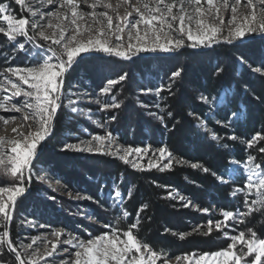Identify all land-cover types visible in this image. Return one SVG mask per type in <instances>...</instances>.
<instances>
[{
	"label": "trees",
	"instance_id": "16d2710c",
	"mask_svg": "<svg viewBox=\"0 0 264 264\" xmlns=\"http://www.w3.org/2000/svg\"><path fill=\"white\" fill-rule=\"evenodd\" d=\"M0 2L8 3L9 0ZM11 7L18 18H23L13 0ZM259 35L260 38L241 45H216L204 52L183 50L173 56H150L130 61L107 59L114 62L111 73L115 78L127 74L121 83L127 88L104 97L106 101H112L113 97L115 102L123 101L121 108L109 110L105 114L110 119L115 117L112 130L132 147L140 146L141 140L155 149L166 147L173 161L168 169H150L137 173L119 161L101 160L87 169L89 173L84 174L85 179L83 173L75 171L73 179H77V182L73 185L90 192L104 206L105 209L98 216L102 217L100 219L105 225L126 229L128 224L136 222L138 211L146 204L147 208L139 212L136 234L140 240L149 243L162 254L175 257L211 253L226 244L227 241L221 238V232H206L209 229L208 221L222 220V210H245L243 194L236 197L231 195L234 188L243 187V178L238 175L227 183H221L211 171L227 179L229 160L244 162L249 155H253L257 157L256 162H264V153L259 151L264 147V141L258 138L252 140L258 133L264 135V75L252 70L259 67L264 71V35ZM27 53L24 55L19 52L15 45L0 34V70L8 65L13 66L9 60L34 63L33 58L28 60L29 55L33 57L31 52ZM90 67L93 64L87 60L74 65L66 77L65 89L72 84H82V81L101 84L104 79L96 75V72L93 74ZM189 69L192 71L189 72ZM177 70H181V76L173 80L171 74ZM134 77L139 81L135 89L137 91L144 88L163 90L158 97L150 94L140 96L134 92ZM127 81H132V84L126 85ZM224 88L230 89L226 107L212 108L199 99L201 95L209 98L216 96ZM137 100L150 109L144 112L136 108ZM135 108L140 113H136L137 119L129 123L127 120L131 119V113L136 112ZM147 111L150 114L159 113L163 119L155 120L146 115ZM66 112L60 109L55 121V132L48 142L58 138ZM233 112L241 114L239 119H229ZM201 120H204L207 130L199 126ZM218 120L224 124H218ZM213 133L218 139L211 138ZM231 136L236 139H230ZM249 141H252L251 147ZM54 157L51 150L46 148L37 163L50 164ZM193 163L200 167L193 168ZM205 167L210 172H204ZM3 179L0 177V181ZM114 184L118 185L124 195L121 212L127 210L130 213L125 220L120 219L119 223L113 220L120 209H109L106 200V194L112 191ZM171 191L178 192L184 201L194 203L198 209L207 208L210 214L203 215L198 210L184 207L183 202L169 197ZM63 209V206L56 208L55 204L46 202L43 191L35 185L30 193L18 201L14 213L25 216L37 214L43 221L47 217L46 213H50L56 220L49 219L48 222L60 221L62 217L63 221L72 225L68 210ZM15 222L11 225V236L16 243L19 228ZM248 228L264 236V212H253L237 229L246 231ZM165 229L173 230L175 235L165 233ZM3 259L5 264H16L14 255L8 252H4Z\"/></svg>",
	"mask_w": 264,
	"mask_h": 264
},
{
	"label": "snow or ice",
	"instance_id": "6c2138e0",
	"mask_svg": "<svg viewBox=\"0 0 264 264\" xmlns=\"http://www.w3.org/2000/svg\"><path fill=\"white\" fill-rule=\"evenodd\" d=\"M14 3L30 12L33 17L36 16V11L26 0H14ZM47 3L51 5L53 0H47ZM187 3L191 7V11L184 7L185 0H180L178 14L173 11L176 8L175 0L170 3L166 0H155V6L144 3V11L139 7L135 9L138 18L134 20L129 19L131 13L117 17L114 21L113 16L108 15L107 12L96 13L93 11L88 15L93 18V25L96 27L89 25L84 32H81L77 20L83 19V13L77 11L79 7L77 0H61L60 7L70 12V23L75 26V30L72 35L68 36L66 35L67 29L57 25L60 28L59 36L53 39L44 31H36L38 27H41L39 21L18 18L11 7V0L8 3L0 2V34L7 37L9 41L17 43L20 50H24L26 45L20 43L18 37H24L26 42L35 45L36 55L41 56V59L33 66L8 67L4 72H0V77L3 78L0 80V109L13 113L27 110L28 115L25 116V119L33 120L36 125L35 131H30L21 140L7 142L11 145L10 148H5L6 142L0 140V170L10 174L18 182L12 187L0 186V219L4 221L3 230L0 231V253L6 246L14 254L16 264H41V261L43 264H50V260L55 259V253L61 242L60 238L63 236L62 231L52 233L56 237V242L51 243V250H47L46 245V252L41 256L33 248L37 238H33L31 243L20 242L17 245L11 239L9 224L12 220L11 213L18 203V198L29 191L33 182L34 166L43 151L45 141L51 135L50 129L57 112L62 106H65L63 104L65 79L73 70L74 65L84 59L82 54L96 52L131 60L141 53L174 52L184 47L186 41L190 42L188 46L192 48H209L221 41L231 44L233 41L243 40L246 36L257 32L264 35V7L258 13L255 10L256 5L253 0H248L249 6L253 9L250 16H245L242 20L238 21L235 14L236 8H232L233 15L229 24L233 27L229 28L226 34L223 28L224 21L219 16L220 10L216 7L214 0H206L207 8L201 5V0H187ZM238 3L239 0H237ZM259 4L264 6V0H259ZM223 6L227 8V0H224ZM91 7L95 9L97 4L94 3ZM50 15L59 18V13H50ZM208 16H215L220 20V24L214 25L207 22ZM43 19L44 17L41 16L40 20ZM65 19H67V13H65ZM48 27H52L51 22H49ZM29 28L32 34L29 32ZM126 29H128L127 35L130 41L127 45L122 40ZM133 30H135L134 33ZM91 31L98 34L95 37L86 36V33ZM113 37L115 42L112 40ZM133 38L135 43L131 42ZM50 39L52 45L59 46V48L51 45L46 47L45 44L39 42H48ZM41 49H43L42 55ZM252 70L261 71L259 67ZM179 76H181V70L171 74L173 80ZM126 77L127 74H123L119 76L118 80L109 79L107 86L103 87L101 92L108 94L113 85L125 80ZM162 90L157 89V94L159 95ZM168 90L171 91L170 86ZM141 91H152V89H141ZM229 92L230 89L224 88L216 96L209 98L207 95H201L199 99L212 108L226 107ZM20 97H23L22 101L18 99ZM96 102L101 103L99 100ZM76 103V100L69 98L66 107L71 112L78 113L81 110L74 106ZM119 107L120 104L115 102V97H113V103L103 104L104 110ZM168 115L171 116L172 113L169 112ZM240 115L239 112H233L229 119H239ZM159 118L163 119V117ZM0 119H15V116H0ZM112 119L114 120L115 117L113 116ZM217 123L224 124L223 121L219 120ZM199 126L207 130L204 120L200 121ZM211 138L213 140L218 139L215 133L212 134ZM257 138L264 141V135L258 133L252 140ZM230 139L235 140L236 137L231 136ZM115 143L112 134L108 132L103 136L94 135L83 146L66 144L62 151L75 150L119 156V159L125 163H131L129 156H141L148 151L139 147L121 149L117 146L114 149ZM248 144L251 147L252 141H249ZM157 151L161 158H164L166 153L169 157L171 156L166 147H160ZM259 151L264 153V147H261ZM256 161L257 157L253 155H249L244 162L235 159L229 160V167L226 169L228 179H225L223 175H218L215 171H211L214 177H217L222 183H227L229 179L234 178L243 169L244 185L234 188L231 195L236 197L238 194H243V208L245 210L239 208L235 212L222 210L223 220L216 221L215 227L218 231L224 232L225 237L230 239L231 243L227 247L211 253L185 255L183 259L187 260L188 264H264V236L258 235L251 228L231 236L224 231L229 227L230 221L244 223L245 219L253 212H264V162L258 163ZM132 166L134 168L141 167L138 163H133ZM151 166L155 167L156 165ZM191 166L193 168L200 167L197 163H193ZM164 167H168V165L166 164ZM203 171L207 173L210 172V169L205 167ZM36 178L43 179V177ZM128 196L131 197V192L128 193ZM51 198L55 199V197ZM78 198L92 199L90 196ZM123 198L118 185L114 184L113 190L110 192V199L119 206L122 204ZM179 198L180 200L184 199L183 196ZM144 208H147L146 204L138 211L136 222L128 224L126 229L122 230L112 225H105L109 231L92 239L80 240L77 243H73L75 237L63 240L64 244L71 245L76 249L75 258L71 264H158L161 252L149 243L140 240L136 234L139 227V212L143 211ZM203 211L208 212L209 210L205 208ZM122 215L127 218L130 213L124 210ZM119 222L117 219V223ZM208 224V232L210 233L213 221L209 220ZM28 250L32 251L29 252ZM177 259L180 258L177 257ZM0 264H4V262L0 261Z\"/></svg>",
	"mask_w": 264,
	"mask_h": 264
},
{
	"label": "rangeland",
	"instance_id": "374dc122",
	"mask_svg": "<svg viewBox=\"0 0 264 264\" xmlns=\"http://www.w3.org/2000/svg\"><path fill=\"white\" fill-rule=\"evenodd\" d=\"M26 2L30 4V6L33 8L34 11H36L35 17H33L32 14L28 12L27 10L22 9L18 5L16 6L18 7V10L20 14L23 16V18H28L29 21H39L40 22L41 27H38L36 29L37 32L44 31L46 35L55 39V38H58L59 32H60V28L57 27V25H61L67 29L66 35L70 36L73 34L75 30V26L71 25L70 23L71 14L68 10L60 7L61 0H53V3L51 5L47 3V0H26ZM166 2L170 3V2H173V0H166ZM175 2H176V8H174L173 11L177 12L178 14V10L180 7V0H175ZM77 3L79 5L77 11L80 13H83V19L77 20V23L80 25L81 32H84L85 29L89 25L96 27V25H93V18L90 15H88L89 13L93 11H95L96 13L107 12L108 15L113 16L114 21L116 20L117 17L125 16L128 13H131V16H129V19L134 20L138 18L137 13L135 11L137 7L141 8V10L144 11V8H143L144 3H150L151 6H155V0H99V2H97V0H77ZM94 3L97 4V7L95 9L91 7V5ZM214 3L216 7L219 8L220 10L219 16L224 21L223 28H224L225 34L229 30V28L233 27V25L229 24V21L231 20V17L233 15V12H232L233 7L236 8L235 14L237 15L238 21L242 20L245 16H250L251 11L253 10L252 7L249 6L248 4V0H239L238 4H237V0H227V4H228L227 8L223 6L224 0H214ZM253 3L256 5L255 10L258 13L260 9L264 7L259 4V0H253ZM201 5L204 8L208 7L206 0H201ZM184 7L188 11H191V7L188 5L187 0H185ZM213 12H215V9H213ZM50 13H59V18L50 15ZM65 13H67V19H65ZM41 16L44 17L43 20H40ZM49 22H51L52 27H48ZM207 22L214 24V25L220 24V20L215 18V16H208ZM29 32L30 34H32V31L30 28H29ZM134 32L135 30H133V33ZM141 32H142V27H141ZM127 33H128V29L125 30V33L123 34V37H122L123 43L125 45H127L130 42L128 39ZM97 34L98 33H96L95 31H91V32H87L86 36L95 37ZM259 34L260 33L257 32L255 34L248 35L243 40L249 39L251 37L260 36ZM5 38L7 39V37ZM112 40L113 42H115L114 37L112 38ZM7 41L15 45L18 51L24 55H28L27 52H31L33 57L29 55L28 60L33 58L34 63H30L29 61H26V62L20 61L19 63L18 61L9 60L10 63H13V66L8 65L6 68L8 67L23 68L27 66H33L41 59V56L36 55L37 49L35 45L31 42H26L24 37H18V41L20 43H25L26 45L24 50H20L18 48L17 43L9 41L8 39ZM237 41H240V40H237ZM237 41H233V42H237ZM39 42L45 44L46 47L51 45L52 47L59 48V46L52 45L51 39L48 42H44V41H39ZM131 42L135 43L136 41L133 38ZM221 42H224V41H221ZM189 43L190 42L186 41L185 46L180 48L182 49L181 51L190 50L188 48ZM216 45H226V44H215L212 47ZM228 46H232V45H228ZM212 47H209L208 49ZM180 49L174 52H170V53H173V55H176L179 52H181L179 51ZM200 49H205V48L201 47ZM40 52L42 55L43 49H41ZM194 52H197V51H194ZM91 53H96V52H91ZM156 53L168 54V53H163V52H156ZM97 54H100V56H89V57L84 58L83 60L89 61L91 65L93 64V67H90V69H92L91 71H94L93 74L96 72V75H101L104 80L102 81L101 84H96V85L90 84L87 81H84V82L82 81V84L78 83L81 85L72 84L71 86L69 85L68 89L66 90L65 89L66 79H65V82L63 85V91H64L63 104L65 106H62L61 109L67 110L68 113L66 112V116L62 118L63 119L62 124H61L62 129L58 135V138L57 139L53 138L51 141L48 142L50 137L55 132V121L58 116L57 114L55 121H54V125H53V131L51 135L45 141L43 151L41 152L39 156L40 158L41 155L44 153L45 149L47 148L51 150V154H53L55 157L52 158L53 160L50 162V164H45V163L35 164L33 182L31 183L29 187V191L25 193L26 195L30 193L31 189L35 188V185L36 187L39 186L41 190L43 191L44 200L46 202L53 203V205L55 204L56 208H58V206L60 207L63 206L65 210H68L67 211L68 216H70L69 218H72L71 221L73 224L71 225V224H68L66 221H63L62 217L60 221H54V222L52 221V223H50L47 220L49 219L56 220V217H54L50 213H46L47 217L45 218L46 220L44 219V221L42 218L38 217L37 214L27 215V216L16 214L14 213L15 208L12 211V220L9 224L10 235H11V228H12L11 225L15 221H16L15 223L17 224V227L19 228L18 236L16 238L17 245H19L20 242H23L24 244L31 243L33 238H37V242L33 246V248L36 251H38L41 254V256H43L46 252V245H47V250H51V243L56 242V237H54L52 233L55 231H62L63 236L60 238L61 240L60 246L57 252L55 253V259L50 260V264H71V262L74 260L75 258L74 252L76 251V249H74L71 245L64 244L62 242L63 240L68 239L70 237H75L73 243H77L80 240L86 241L88 239L94 238L97 235H101L109 231V229L105 227L104 222L101 221L102 219L100 218L102 217L98 216L100 214L99 212L100 211L102 212V210L105 209L104 206H101L100 203H98L94 199L93 195L90 192L82 190L78 185H73L77 182V179H73L74 177L73 173L75 171L79 173L80 172L83 173V176L85 179L84 174H86V172L89 173L87 169H91V167H93V164L96 165L98 164L97 162L101 160L119 161L121 162L122 165L128 167L130 170L135 171L137 173L144 171V170L149 171L150 169L165 170V169L170 168L171 163L173 161L172 156L169 157L167 153L165 154L164 158H161L157 149L153 148L145 140H141L140 146L138 147L141 149H147L148 151L141 156H137V155L129 156V160L131 161V163H125L124 161L119 159V156L102 155V154H96V153H88L86 151H75V150L62 151V148L66 144H79L83 146L94 135L103 136V135H106L108 132L112 134L113 139L116 142L115 145L113 146L114 149L117 146H119L121 149L129 148V147L133 149L137 148V147H132V146L127 145L128 143L124 142L122 140L123 138L119 137L118 134L112 130L113 122H115V120L110 119L107 116H105L106 112H108L109 110H117L121 108L123 101L116 102L120 104L119 108H108L106 110L103 109L104 103H107V102L108 104L113 103V99L112 101L111 100L106 101V98L104 97H107L108 95L113 94L116 91L119 92L120 90L127 88V86H124L123 84L121 85V83L125 81L123 80L113 85L111 88V91L108 94H103L101 92V89L107 86V81L109 79L118 80L119 78V77L115 78L114 74L111 73V68L113 67L112 65L114 64V62L110 59L109 60L107 59L108 58H112L114 60L115 59L122 60V59H119L113 56H109V57L101 56V55H107V54H102V53H97ZM141 54H149V53H141ZM160 56L162 57V56H167V55H160ZM102 59L105 61H103ZM136 59H139V58H136ZM6 68L1 69L0 72H4ZM188 71L190 72L192 70L189 69ZM257 73H261L262 75H264V71H260ZM2 79L3 78L0 77V80ZM13 79H15V77H13ZM133 81H134L133 83L134 92L138 93V95L148 96L150 94L151 96L158 97L157 90H154V89H152V91L135 90L136 87L138 88L137 84L139 81L137 77H134ZM130 84H132V81L131 83L128 81L126 82V85L130 86ZM25 87L27 86L25 85ZM69 98L77 101V103L74 106L80 109L81 111H79L78 113H73L68 107H66ZM18 99L22 101L23 97H20ZM97 100H99L101 103L98 104L96 102ZM136 103H137L136 108H140V110L144 112L150 109L148 106L144 105V103H139L138 100L136 101ZM136 108H135L136 112H133L134 114L131 113L132 115L131 119L127 120L129 123L137 119L135 115L136 113H140L138 112L139 110H137ZM26 115H28L27 110H21L20 112L13 113V112H5L3 109H0V116H5V117L15 116V119H7V120L3 119L4 121H6V123L0 128V140L6 142L4 145L5 148H10L11 146L7 142H10L12 140H21L22 137L26 136L30 131H35L36 125L34 121L31 119L26 120L25 119ZM146 115L154 118L155 120H160L159 113L153 112L150 114L148 112L146 113ZM53 140H55V142H53ZM167 152L170 153L169 150H167ZM121 154L123 153L121 152ZM169 161L171 162L169 163ZM133 163H138L141 165V167L134 168L132 166ZM75 164H77L76 167L75 168L72 167V165H75ZM153 164H155L156 166L155 167L151 166ZM166 164L168 165V167H164V165ZM72 168L75 170L73 171ZM238 175L239 176L241 175V177L243 178L242 179L243 183H244L243 169H241V172L235 175L234 178ZM0 177L4 178L3 179L4 181H0V186L12 187L16 183H18L11 177L10 174L4 172L3 170H0ZM36 177H43V179H37ZM227 179H228V174H227ZM232 179H229L228 181ZM111 190H113V188ZM86 196H90L92 197V199L89 200V199H79L78 198V197H86ZM180 196L181 195L176 191H171L169 194L170 198L175 199V200L178 199V202L180 201L183 202L185 205L184 207L186 208H189L191 210H198V212L203 215L210 214V211L204 212L203 209H198V207L194 205V203L192 202L184 201L185 199H183V201L180 200L179 198ZM51 197H55V199H52ZM22 198L23 197H21L20 199ZM106 200L108 202V205L110 206L109 209H114L116 207L120 209L119 214H117L118 216L114 218L113 222H117V219L125 220L121 212L122 210L121 206L124 203V198H123L122 204H120L119 206L115 205L113 201L110 199V193L106 194ZM33 216H36V218H33ZM215 222L216 221H213V224L211 225L212 227L211 232L218 231L215 227ZM3 224H4V221L0 219V231L3 230L2 229ZM239 224L240 222L238 221H230L229 227L226 228L224 231H226L229 236L238 235V233L240 232V230L237 229ZM120 228L123 230V228L125 227H120ZM164 232L174 234L173 230H169V229H165ZM206 232L209 234L208 229ZM218 232H221V238L227 241L226 244L220 249L227 247V245L231 243L230 239H227L225 237L224 232L222 231H218ZM181 236L184 237V235H181ZM11 239H12V236H11ZM28 251L31 252L32 250H28ZM4 252H8L14 255L5 246L3 248V252L0 253V261H3V262L5 261V259H3ZM191 255L193 254H190L189 256ZM184 256L185 255L174 257L171 254L161 253L160 259L158 260V264H188V261L183 259ZM177 257H179L180 259H177ZM41 264H43V261H41Z\"/></svg>",
	"mask_w": 264,
	"mask_h": 264
},
{
	"label": "water",
	"instance_id": "95a60500",
	"mask_svg": "<svg viewBox=\"0 0 264 264\" xmlns=\"http://www.w3.org/2000/svg\"><path fill=\"white\" fill-rule=\"evenodd\" d=\"M260 36H256V37H251V38H249V39H246V40H240V41H237V42H233V43H231V44H229V43H226V42H219V43H217V44H226V45H240V44H243V43H245V42H247V41H250V40H253V39H255V38H259ZM215 45V44H214ZM190 50H193V51H197V52H202V51H205V50H207L208 48H205V49H200V48H192V47H188ZM182 49H180L179 51H181ZM160 55H173V53H168V54H161V53H149V54H140L139 56H137V57H133L131 60H133V59H136V58H147V57H150V56H160ZM83 56H84V58H86V57H89V56H100V54H97V53H86V54H83ZM101 56H104V57H109L110 55H101ZM113 57H115V56H113ZM118 58V57H117ZM119 59H121V58H119ZM122 60H125V59H122ZM127 61H129V60H127ZM59 111V110H58ZM57 114H58V112H57ZM57 116V115H56ZM56 118V117H55ZM54 121H55V119H54ZM54 121H53V124H52V127H51V133H52V131H53V125H54ZM26 195V194H25ZM24 195V196H25ZM24 196H22V197H24ZM21 198V197H20ZM20 198H18V200L20 199ZM11 215H12V213H11Z\"/></svg>",
	"mask_w": 264,
	"mask_h": 264
},
{
	"label": "bare ground",
	"instance_id": "6f19581e",
	"mask_svg": "<svg viewBox=\"0 0 264 264\" xmlns=\"http://www.w3.org/2000/svg\"><path fill=\"white\" fill-rule=\"evenodd\" d=\"M6 123V121H4L3 119H0V128ZM11 124V123H9Z\"/></svg>",
	"mask_w": 264,
	"mask_h": 264
}]
</instances>
